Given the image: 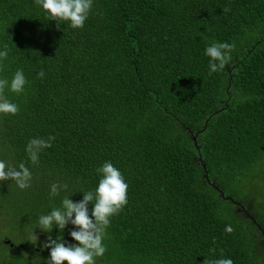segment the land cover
<instances>
[{
    "label": "trees",
    "instance_id": "1",
    "mask_svg": "<svg viewBox=\"0 0 264 264\" xmlns=\"http://www.w3.org/2000/svg\"><path fill=\"white\" fill-rule=\"evenodd\" d=\"M47 15L35 0H0V79L22 69L27 80L19 95L5 89L20 110L0 113V160L32 173L24 190L0 181V229L24 239L0 237V264H48L49 236L78 245L76 226L47 233L38 219L95 192L105 162L128 203L97 264H264L257 223L236 204L244 221L226 215L220 194L254 168L264 178V0H93L82 29ZM224 42L232 58L210 75L205 49ZM50 135L33 165L27 144ZM53 183L68 187L53 197Z\"/></svg>",
    "mask_w": 264,
    "mask_h": 264
},
{
    "label": "clouds",
    "instance_id": "2",
    "mask_svg": "<svg viewBox=\"0 0 264 264\" xmlns=\"http://www.w3.org/2000/svg\"><path fill=\"white\" fill-rule=\"evenodd\" d=\"M36 5L42 6V9L48 14L47 19L58 21H67L73 29L83 28L89 13L92 9L93 0H35ZM230 9L225 8L224 11ZM235 42L229 44L212 43L205 49V55L209 59V74L222 71L231 60V53L235 50ZM8 56V48L5 45L4 51H0V61ZM0 71H3V65L0 64ZM43 79L45 72L43 69L37 74ZM27 83L22 69H18L11 82L7 79H0V113L16 115L19 113V106L11 103L4 95L8 88L17 95L24 92ZM55 140L54 136H49L47 140L42 138H33L26 146V151L33 165L39 163V154L52 146ZM102 174L98 187L95 192H83V199L80 202H73L68 197L62 201L61 208H54L49 214L41 215L38 219V225L44 232L50 233L53 227H58L61 232L68 223L76 226L78 230L71 231V237L79 242L77 244L65 246V243L59 237L47 238V242L42 245L44 248H50V259L48 264H96V258L101 257L106 252L103 239L106 235V228L110 225V218L118 215L127 205L128 184L120 172L111 162H105L97 169ZM15 181L21 189H27L31 186L32 173L23 163L16 167L8 166L0 160V181ZM66 184L53 183L50 189L51 196L59 195L61 190L67 189ZM94 203L92 217L89 216L88 204ZM74 214V218H73ZM225 231L232 233L234 228L231 225L226 226ZM38 240L37 235L33 234L30 240L35 244ZM208 264H233L229 258H221L210 261Z\"/></svg>",
    "mask_w": 264,
    "mask_h": 264
},
{
    "label": "rangeland",
    "instance_id": "3",
    "mask_svg": "<svg viewBox=\"0 0 264 264\" xmlns=\"http://www.w3.org/2000/svg\"><path fill=\"white\" fill-rule=\"evenodd\" d=\"M250 175L251 177L246 178L242 183L224 188L225 193L232 200L229 202L221 201V205L224 207L226 215H234L244 221L240 213L236 210L237 208L233 202L235 201L244 208V214L254 218L257 225L264 232V178L260 168H254L251 170ZM249 228L252 230L250 226ZM0 237H7V239L15 246L24 243L23 238L16 236L15 234L11 235L5 226L0 229ZM261 252L264 257V251L262 249ZM97 263L98 262L96 261V264Z\"/></svg>",
    "mask_w": 264,
    "mask_h": 264
},
{
    "label": "water",
    "instance_id": "4",
    "mask_svg": "<svg viewBox=\"0 0 264 264\" xmlns=\"http://www.w3.org/2000/svg\"><path fill=\"white\" fill-rule=\"evenodd\" d=\"M193 141H194V143H195V135L193 136ZM205 177H206V179H207V173H205ZM220 194L224 197V198H226V199H230V200H232L230 197H228V196H224V194H223V192L221 191L220 192ZM235 204H237L235 201H233ZM238 206H239V208L241 209V210H244V208L241 206V205H239V204H237ZM245 212V211H244ZM252 220L254 221V219L252 218ZM258 228H260L259 226H258ZM261 230V229H260ZM261 233H262V235L264 236V232L261 230ZM5 243H7V244H9L10 246H12V243L10 242V240H8V239H4L3 240Z\"/></svg>",
    "mask_w": 264,
    "mask_h": 264
}]
</instances>
